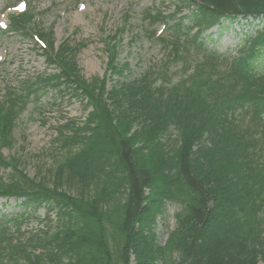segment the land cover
<instances>
[{
	"label": "trees",
	"instance_id": "trees-1",
	"mask_svg": "<svg viewBox=\"0 0 264 264\" xmlns=\"http://www.w3.org/2000/svg\"><path fill=\"white\" fill-rule=\"evenodd\" d=\"M176 3L177 13L192 14L188 25L170 27L174 58L164 67L183 50L189 56L181 57L184 76L173 88L165 72L159 85L149 74L109 85L122 71L111 62L110 76L88 83L75 61L80 46L61 47L55 61L92 111L85 127L70 121L67 134L59 132L65 152L46 175L29 178L20 159L3 156L15 124L13 110L0 113V171H10L0 176V196L49 203L59 217L54 231L28 237L2 229L0 264H264V34L231 61L197 41L223 16L230 21L222 31L240 15H264V0ZM33 17H14L13 26L25 28ZM145 20L165 18L148 10ZM39 33L51 43V33ZM173 203L181 208L176 227L161 245L157 220Z\"/></svg>",
	"mask_w": 264,
	"mask_h": 264
},
{
	"label": "rangeland",
	"instance_id": "rangeland-1",
	"mask_svg": "<svg viewBox=\"0 0 264 264\" xmlns=\"http://www.w3.org/2000/svg\"><path fill=\"white\" fill-rule=\"evenodd\" d=\"M17 1L0 0V14ZM75 1L85 3V11L80 12L79 3L76 6ZM170 1L172 3V0H165V2L161 0H58V5H55L57 7H54L52 0H29L30 7L35 12L46 11L38 24L40 28L53 29L55 46L66 39H73L74 42L85 41L88 44L78 56L81 74L88 80L103 77L107 71L108 54L101 41L102 31L109 34L123 26L127 14L131 18L127 22L128 30L123 34V41L119 46L118 60L121 63L128 62L130 64L129 77H139L149 69L150 63L161 60L165 52L148 36V23L143 20V17L144 11L149 9L172 12L175 6ZM261 27L262 24L257 21L255 24L248 25L239 22L233 24V27L225 29L220 36L217 34V29L213 37L215 42L210 44L209 48L224 55L234 53L235 50L237 52L238 48L236 49V47ZM132 39L135 41L130 43ZM0 55H4L8 59L4 64H0V93L3 92L2 83L14 84L19 77L33 76L47 71V63L44 56L41 55V50L35 47L30 40L23 39L18 35L10 39L0 35ZM179 68L180 65L175 70L173 69L176 79L180 76ZM40 103H43L41 109H38L39 103H35L33 100L29 103L14 129L16 141L14 147L4 151V155L8 158L13 156L19 158L23 163L22 167L31 178L35 175H46L47 169L55 163L53 156L57 146L52 143V140L56 135L52 128L48 129V125L51 127L58 125L57 123L62 120V117H83V107L79 101L62 97L55 91L40 99ZM52 104L57 106L51 107ZM44 109L52 113L51 119L47 126L44 124L40 126L41 118L47 116L44 114ZM40 171H42V175L39 174ZM4 175L8 178L7 172ZM1 204L2 202L0 209L2 208ZM10 204L0 210V220L2 217L11 218L25 210L26 214L41 218L46 216L44 208L35 211L32 208H24L20 202L17 204L10 202ZM179 210L178 205L169 204L165 213L157 220L156 234L160 244L167 241L169 231L174 229L175 213ZM55 216V214H50L52 219ZM35 222L33 221L34 224Z\"/></svg>",
	"mask_w": 264,
	"mask_h": 264
},
{
	"label": "snow or ice",
	"instance_id": "snow-or-ice-1",
	"mask_svg": "<svg viewBox=\"0 0 264 264\" xmlns=\"http://www.w3.org/2000/svg\"><path fill=\"white\" fill-rule=\"evenodd\" d=\"M20 10H23V6H21V9ZM3 25H0V27H2Z\"/></svg>",
	"mask_w": 264,
	"mask_h": 264
}]
</instances>
